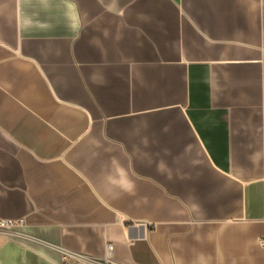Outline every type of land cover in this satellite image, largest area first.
<instances>
[{
    "label": "crops",
    "instance_id": "crops-1",
    "mask_svg": "<svg viewBox=\"0 0 264 264\" xmlns=\"http://www.w3.org/2000/svg\"><path fill=\"white\" fill-rule=\"evenodd\" d=\"M0 264H264V0H0Z\"/></svg>",
    "mask_w": 264,
    "mask_h": 264
},
{
    "label": "built area",
    "instance_id": "built-area-1",
    "mask_svg": "<svg viewBox=\"0 0 264 264\" xmlns=\"http://www.w3.org/2000/svg\"><path fill=\"white\" fill-rule=\"evenodd\" d=\"M25 218L0 219V234L12 239L18 235L17 230L25 228ZM62 255L60 264H120L113 259L114 245L107 244L103 257H93L65 249H59Z\"/></svg>",
    "mask_w": 264,
    "mask_h": 264
}]
</instances>
